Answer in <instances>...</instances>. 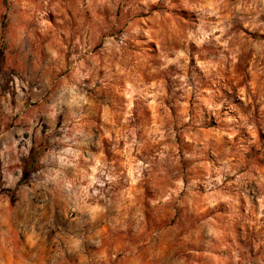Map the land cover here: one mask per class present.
Returning <instances> with one entry per match:
<instances>
[{
    "label": "rangeland",
    "instance_id": "1",
    "mask_svg": "<svg viewBox=\"0 0 264 264\" xmlns=\"http://www.w3.org/2000/svg\"><path fill=\"white\" fill-rule=\"evenodd\" d=\"M0 264H264V0H0Z\"/></svg>",
    "mask_w": 264,
    "mask_h": 264
},
{
    "label": "trees",
    "instance_id": "2",
    "mask_svg": "<svg viewBox=\"0 0 264 264\" xmlns=\"http://www.w3.org/2000/svg\"><path fill=\"white\" fill-rule=\"evenodd\" d=\"M27 173L23 172L22 175L20 176L19 182H25L27 180Z\"/></svg>",
    "mask_w": 264,
    "mask_h": 264
}]
</instances>
